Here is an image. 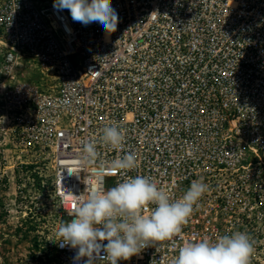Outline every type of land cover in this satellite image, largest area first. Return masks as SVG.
<instances>
[{"label":"built area","instance_id":"1","mask_svg":"<svg viewBox=\"0 0 264 264\" xmlns=\"http://www.w3.org/2000/svg\"><path fill=\"white\" fill-rule=\"evenodd\" d=\"M53 2L0 0V120L19 168L44 163L59 222L75 196L129 176L172 199L202 180L209 191L181 232L118 264H172L183 245L234 231L264 264V0H112V33ZM112 124L123 149L98 143L83 161V144ZM124 152L137 167L107 175ZM53 247L54 264H73L76 250Z\"/></svg>","mask_w":264,"mask_h":264},{"label":"clouds","instance_id":"2","mask_svg":"<svg viewBox=\"0 0 264 264\" xmlns=\"http://www.w3.org/2000/svg\"><path fill=\"white\" fill-rule=\"evenodd\" d=\"M53 7L67 10L74 22L84 26L98 23L106 33L115 32L119 23L112 0H54ZM124 141L125 131L119 124L105 126L99 141L83 144L81 159L92 163L99 155L98 143L122 150ZM136 167V153L124 152L106 173L115 175ZM208 191L205 182L194 180L180 198L172 199L151 177L129 176L107 190L75 196L77 206L69 212L70 220L56 226L51 241L76 250L73 264H118L180 233ZM254 250L247 232L234 231L183 245L172 264H250Z\"/></svg>","mask_w":264,"mask_h":264},{"label":"rangeland","instance_id":"3","mask_svg":"<svg viewBox=\"0 0 264 264\" xmlns=\"http://www.w3.org/2000/svg\"><path fill=\"white\" fill-rule=\"evenodd\" d=\"M2 124L1 119L0 264H54L56 253L51 240L60 217L41 183L46 181L47 171L43 162L29 156L22 158L28 166L19 168V151L4 141Z\"/></svg>","mask_w":264,"mask_h":264},{"label":"trees","instance_id":"4","mask_svg":"<svg viewBox=\"0 0 264 264\" xmlns=\"http://www.w3.org/2000/svg\"><path fill=\"white\" fill-rule=\"evenodd\" d=\"M29 168H32L31 166H29ZM39 184V183H38Z\"/></svg>","mask_w":264,"mask_h":264}]
</instances>
